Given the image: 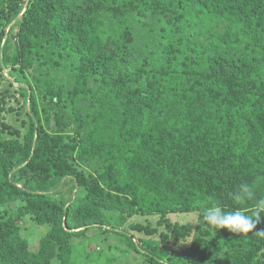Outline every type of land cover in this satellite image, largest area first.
Returning <instances> with one entry per match:
<instances>
[{
  "label": "trees",
  "instance_id": "obj_1",
  "mask_svg": "<svg viewBox=\"0 0 264 264\" xmlns=\"http://www.w3.org/2000/svg\"><path fill=\"white\" fill-rule=\"evenodd\" d=\"M2 45L0 264H82L92 230L107 264H264V216L197 219L264 199V0H0Z\"/></svg>",
  "mask_w": 264,
  "mask_h": 264
},
{
  "label": "clouds",
  "instance_id": "obj_2",
  "mask_svg": "<svg viewBox=\"0 0 264 264\" xmlns=\"http://www.w3.org/2000/svg\"><path fill=\"white\" fill-rule=\"evenodd\" d=\"M253 196L251 187L244 182L239 183L230 193V198L236 202H243ZM264 216V199L256 202L255 210L249 214V210L235 209L232 211H223L218 205L205 208L202 215L199 216L198 225L211 231L215 237L221 229H226L229 233L247 235L252 232ZM255 235L264 236V231Z\"/></svg>",
  "mask_w": 264,
  "mask_h": 264
},
{
  "label": "rangeland",
  "instance_id": "obj_3",
  "mask_svg": "<svg viewBox=\"0 0 264 264\" xmlns=\"http://www.w3.org/2000/svg\"><path fill=\"white\" fill-rule=\"evenodd\" d=\"M171 219L178 221L180 223H186V222H194L196 220V216L193 213H176L171 215ZM30 224V223H29ZM48 230V226H36L32 225L27 231H22V237L25 238L28 242L29 249L35 250L38 240L46 233ZM77 240V239H76ZM78 242V245L81 246V250L78 252L80 253V263L82 264H107L104 259L107 260V254L111 257H116L115 254L112 252H109L107 249V254L104 253L101 255V253H98L101 251L98 250V247L101 246L103 248L106 247L105 242L102 240L101 236L97 233V231H90L87 233L86 237H83V239H78L75 241V243ZM96 246H98L96 248ZM96 248V249H95ZM96 250V251H95ZM119 260H116L115 264H121V262H117ZM126 264H129V261H127Z\"/></svg>",
  "mask_w": 264,
  "mask_h": 264
},
{
  "label": "water",
  "instance_id": "obj_4",
  "mask_svg": "<svg viewBox=\"0 0 264 264\" xmlns=\"http://www.w3.org/2000/svg\"><path fill=\"white\" fill-rule=\"evenodd\" d=\"M27 4L28 3H26L25 7H27ZM5 39H6V37H4V41H5ZM2 49H3V45H2L1 50H0V58H1ZM0 63H1L0 65H1L2 70L6 73V69L4 68V65H3L1 59H0Z\"/></svg>",
  "mask_w": 264,
  "mask_h": 264
}]
</instances>
